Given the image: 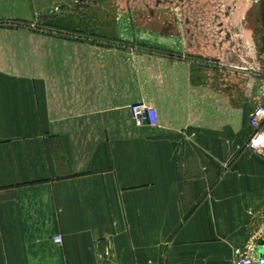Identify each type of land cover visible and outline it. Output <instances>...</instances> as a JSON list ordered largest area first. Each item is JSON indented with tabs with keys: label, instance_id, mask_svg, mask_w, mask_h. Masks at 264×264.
<instances>
[{
	"label": "crops",
	"instance_id": "obj_1",
	"mask_svg": "<svg viewBox=\"0 0 264 264\" xmlns=\"http://www.w3.org/2000/svg\"><path fill=\"white\" fill-rule=\"evenodd\" d=\"M46 1L0 0V264L264 248V158L246 147L264 78L186 43L174 14ZM140 101L156 125L134 123Z\"/></svg>",
	"mask_w": 264,
	"mask_h": 264
},
{
	"label": "rangeland",
	"instance_id": "obj_2",
	"mask_svg": "<svg viewBox=\"0 0 264 264\" xmlns=\"http://www.w3.org/2000/svg\"><path fill=\"white\" fill-rule=\"evenodd\" d=\"M77 1L73 3H93V0ZM24 2L28 10L33 2L47 1ZM112 3L104 7L117 9L123 16L151 14L161 20L163 15L174 14L186 43L208 51L214 59L225 57L233 76L239 75L241 69L249 87L256 78H264V0H114ZM27 19L24 25L28 24Z\"/></svg>",
	"mask_w": 264,
	"mask_h": 264
},
{
	"label": "built area",
	"instance_id": "obj_3",
	"mask_svg": "<svg viewBox=\"0 0 264 264\" xmlns=\"http://www.w3.org/2000/svg\"><path fill=\"white\" fill-rule=\"evenodd\" d=\"M262 99L252 108L248 116V124L252 132L246 143V147L258 153L264 158V90ZM130 114L136 125H156L157 113L152 104L134 102L130 105ZM56 243L61 242V235L54 236ZM233 264H264V248L254 249L253 244L236 246L233 249Z\"/></svg>",
	"mask_w": 264,
	"mask_h": 264
}]
</instances>
